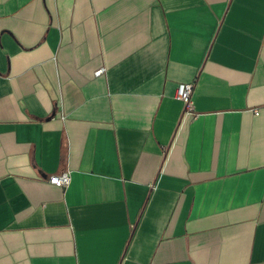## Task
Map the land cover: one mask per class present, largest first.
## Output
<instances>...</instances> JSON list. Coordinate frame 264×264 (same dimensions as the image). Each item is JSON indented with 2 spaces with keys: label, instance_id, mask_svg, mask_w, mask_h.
Masks as SVG:
<instances>
[{
  "label": "crops",
  "instance_id": "0c3cea01",
  "mask_svg": "<svg viewBox=\"0 0 264 264\" xmlns=\"http://www.w3.org/2000/svg\"><path fill=\"white\" fill-rule=\"evenodd\" d=\"M0 264H264V0H0Z\"/></svg>",
  "mask_w": 264,
  "mask_h": 264
},
{
  "label": "built area",
  "instance_id": "2783aa9c",
  "mask_svg": "<svg viewBox=\"0 0 264 264\" xmlns=\"http://www.w3.org/2000/svg\"><path fill=\"white\" fill-rule=\"evenodd\" d=\"M104 69H100L96 74H100ZM195 85L194 83H180L176 90V98L184 103V116L190 115L194 116L192 111V97L194 92ZM71 174L70 169H66L59 174H53L48 178V181L58 187H68L71 183Z\"/></svg>",
  "mask_w": 264,
  "mask_h": 264
}]
</instances>
